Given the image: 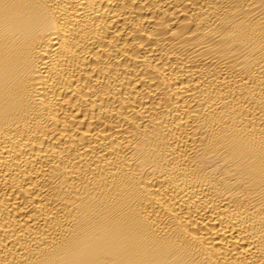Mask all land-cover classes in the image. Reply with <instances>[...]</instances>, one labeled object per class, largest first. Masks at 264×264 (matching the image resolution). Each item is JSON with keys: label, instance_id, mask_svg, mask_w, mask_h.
Wrapping results in <instances>:
<instances>
[{"label": "bare ground", "instance_id": "obj_1", "mask_svg": "<svg viewBox=\"0 0 264 264\" xmlns=\"http://www.w3.org/2000/svg\"><path fill=\"white\" fill-rule=\"evenodd\" d=\"M0 264H264V0H0Z\"/></svg>", "mask_w": 264, "mask_h": 264}]
</instances>
